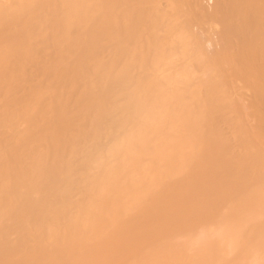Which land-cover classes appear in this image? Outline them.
I'll list each match as a JSON object with an SVG mask.
<instances>
[{"label": "bare ground", "instance_id": "6f19581e", "mask_svg": "<svg viewBox=\"0 0 264 264\" xmlns=\"http://www.w3.org/2000/svg\"><path fill=\"white\" fill-rule=\"evenodd\" d=\"M214 4L0 0V264H264V0Z\"/></svg>", "mask_w": 264, "mask_h": 264}, {"label": "rangeland", "instance_id": "374dc122", "mask_svg": "<svg viewBox=\"0 0 264 264\" xmlns=\"http://www.w3.org/2000/svg\"><path fill=\"white\" fill-rule=\"evenodd\" d=\"M204 2L206 3V5H207V7H208L209 9H211V8H213V6H215V4H214L215 0H204ZM207 3H208V4H207ZM211 5H213V6H211ZM211 46H212V45H211ZM248 98H250V96H249Z\"/></svg>", "mask_w": 264, "mask_h": 264}]
</instances>
